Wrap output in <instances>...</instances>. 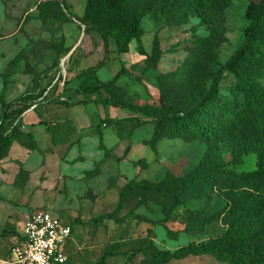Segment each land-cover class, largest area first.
Wrapping results in <instances>:
<instances>
[{
  "label": "rangeland",
  "instance_id": "1",
  "mask_svg": "<svg viewBox=\"0 0 264 264\" xmlns=\"http://www.w3.org/2000/svg\"><path fill=\"white\" fill-rule=\"evenodd\" d=\"M251 1L259 0H127L141 32L121 53L112 37L83 24L87 0H0V116L13 102L5 134L17 136L0 164V255L8 246L4 230L37 211L73 223L69 264H95L103 250L116 252L109 264H148L157 251L218 238L232 224L264 235V215L244 217L240 200L229 195L264 196L263 185L239 179L255 170V157L233 161L234 115L244 102L234 75L226 74L199 120L204 141L173 138L170 127L158 136L142 114L99 102L115 87L129 104L174 112L193 107L243 45ZM90 75L99 83L93 91L81 87ZM257 78L264 82V75ZM68 116L76 117L78 132L72 145L54 147L45 125ZM167 176L194 178L178 194L174 219L157 222L165 218L163 206L142 203L153 199L152 187H138L125 196L117 222L92 221L115 210L130 181ZM168 264L226 263L205 255Z\"/></svg>",
  "mask_w": 264,
  "mask_h": 264
},
{
  "label": "trees",
  "instance_id": "2",
  "mask_svg": "<svg viewBox=\"0 0 264 264\" xmlns=\"http://www.w3.org/2000/svg\"><path fill=\"white\" fill-rule=\"evenodd\" d=\"M127 0H87L85 13L82 19L86 26H94L112 37L117 45L118 51L127 53L132 40L141 32L139 17L129 12ZM245 17L249 22L245 32V41L231 57L220 66L212 76L209 90L204 92L193 107H187L180 112L158 110L152 107L140 106L127 103L119 90L115 87L109 89V97L99 102L105 106L127 107L131 111L142 114L156 125V135L161 136L166 129L171 128L173 138L183 139L187 142L206 140V131L199 120L208 111L219 95L221 81L227 73L234 75L236 85L234 89L242 95L243 106L237 110L234 119L238 125L239 149L234 155V163H241L245 156L253 155L256 159V168L239 176L253 187L264 186V82L258 80L257 76L264 75V0L251 1L246 9ZM99 86L94 76L86 77L81 87L84 90L93 91ZM18 98L17 101H23ZM13 102L4 105V111L0 116V164L9 155L16 140V134L12 136L5 134L6 120L12 112L7 114L13 106ZM63 119V118H62ZM135 118L126 119L124 123H134ZM41 123V122H40ZM108 123H112L108 120ZM46 131L50 136L52 146L72 145V137L78 132L74 121L70 116L61 121L58 118L51 124H46ZM33 141V138L30 137ZM102 143V137H100ZM144 161L140 159L139 162ZM194 181V178H175L167 176L159 182L146 180H132L127 183L119 193L118 206L113 212L103 214L92 220L94 223L102 224L105 221H116V217L128 192L136 188H151L152 201L163 206L165 218L157 222H165L174 219V212L178 206V194ZM153 189V190H152ZM230 198L240 200V212L244 217L256 218L264 215V196H253L251 192L239 190L229 193ZM137 215V214H136ZM142 221L146 216L138 214ZM61 217V216H60ZM144 217V218H143ZM62 219V217H61ZM148 219V218H147ZM72 229L74 237V225L67 222ZM8 237L7 250L0 257H7L10 252V238L17 236L15 227L9 226L3 232ZM176 237V234H172ZM140 247L149 249L146 241L139 242ZM73 242H68L66 252L71 262ZM116 255L112 250H103L95 264H109L108 259ZM211 256L226 264H264V235L252 236L241 227L234 224L220 237L198 244L191 243L180 247L174 252L160 250L155 252L154 257L148 264H168L173 260H183L189 256Z\"/></svg>",
  "mask_w": 264,
  "mask_h": 264
},
{
  "label": "built area",
  "instance_id": "3",
  "mask_svg": "<svg viewBox=\"0 0 264 264\" xmlns=\"http://www.w3.org/2000/svg\"><path fill=\"white\" fill-rule=\"evenodd\" d=\"M70 241L72 229L64 219L49 211H37L12 238L9 255L0 257V264H67Z\"/></svg>",
  "mask_w": 264,
  "mask_h": 264
},
{
  "label": "crops",
  "instance_id": "4",
  "mask_svg": "<svg viewBox=\"0 0 264 264\" xmlns=\"http://www.w3.org/2000/svg\"><path fill=\"white\" fill-rule=\"evenodd\" d=\"M70 117H71L72 120L74 121V124H75V126L77 127V129H79V127H78V125H77V123H76V117H74V116H73V117L70 116ZM32 123H36V122H32ZM35 127H36V126H35ZM35 127H34V128H35ZM48 136H49V135H48ZM49 139H50V136H49ZM28 217H29V216H27L25 220H27ZM23 224H24V221H22L21 223H18V224H13V227H15V230L17 231V233H18V231L21 230ZM11 240H12V237L10 238V242H11ZM75 244H76V242H75L74 237H73V245L75 246Z\"/></svg>",
  "mask_w": 264,
  "mask_h": 264
}]
</instances>
